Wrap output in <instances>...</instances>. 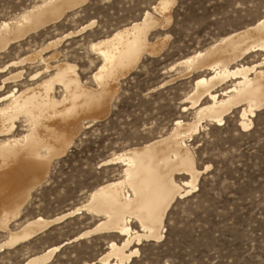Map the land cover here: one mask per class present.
<instances>
[{"label":"rangeland","instance_id":"rangeland-1","mask_svg":"<svg viewBox=\"0 0 264 264\" xmlns=\"http://www.w3.org/2000/svg\"><path fill=\"white\" fill-rule=\"evenodd\" d=\"M40 1L0 0V22L18 17ZM156 1L87 0L57 22L29 33L0 52V70L7 68L0 73V83L19 71L23 75L22 86L46 77L50 71L38 80L28 81L32 73L44 68L38 58L17 66L8 65L35 53L49 41L93 22L84 32L43 51L42 56L55 53L58 58L50 63L76 64L80 79L94 86L90 76L100 60L89 49V42L138 20ZM176 1L170 24L149 36L152 41L168 35L163 50L154 57L143 56L120 80L108 114L82 128L67 153L53 161L46 181L31 192L20 217L9 224L11 230L35 216L51 218L87 203L93 188L121 173L120 163L102 165L104 160L167 133L177 119L192 120L195 109L182 111L187 105L183 101L195 79L209 72L204 70L182 77L185 67L177 61L221 36L253 25L264 16V0ZM263 57L264 52L251 53L238 64L251 66ZM11 87L8 84L2 92ZM207 103V99L202 101ZM241 107L244 105L224 115L220 126L203 120L199 132L186 140L201 171L197 189L170 205L160 241L143 240L139 245L128 247V250L137 248L140 255L131 257L126 264H160L161 259L166 264H264V107L246 128L238 126ZM18 127L21 132L22 127L19 124ZM176 179H186V176ZM80 212L37 236L2 249L0 264H22L27 257L63 243L48 264H99L97 260L107 251V242H116L120 237L114 233H97L72 241L79 233L93 228L101 218L84 209ZM130 227L138 229L133 221ZM5 236L0 232V241Z\"/></svg>","mask_w":264,"mask_h":264},{"label":"bare ground","instance_id":"bare-ground-1","mask_svg":"<svg viewBox=\"0 0 264 264\" xmlns=\"http://www.w3.org/2000/svg\"><path fill=\"white\" fill-rule=\"evenodd\" d=\"M86 1L41 0L27 7L18 17L1 21L0 52L29 33L57 22L66 12ZM176 2L157 0L138 20L89 42V49L100 60L90 76L94 86L80 79L76 64L67 61L50 63L56 56L58 58L55 53L42 56L43 51L84 32L93 22L49 41L33 55L8 65L17 66L38 58L44 68L32 73L28 81L38 80L45 72L50 73L22 86L23 75L19 71L0 83V92L12 84L0 94V232L6 234L0 241V251L37 236L84 209L101 218L93 228L79 233L72 241L89 234L114 233L122 237L120 243L107 242V251L97 262L126 264L133 253L138 252L137 248L128 250V247L139 245L143 240L160 241L170 205L175 199L196 191L201 171L196 167L186 140L199 132L200 122L206 119L220 126L224 115L244 105L239 112L238 126L246 128L251 125L256 112L264 107V57L251 66L238 64L248 54L264 52L263 16L253 25L221 36L207 47L177 61L179 66L185 67L182 77L204 70L209 72V75L195 79L183 101L187 105L182 111L195 109L192 120L177 119L167 133L104 160L102 165L120 163L121 173L93 188L87 203L51 218L35 216L15 230L9 228V224L20 217L31 192L46 181L53 161L67 153L82 128L108 114L120 80L143 56L154 57L163 50L169 36L152 41L149 36L170 24ZM229 81V86L215 91ZM204 99L208 100L207 104H202ZM18 124L22 127L21 132ZM177 176H186V179L177 180ZM132 221L138 225L137 230L130 227ZM61 245L29 256L22 264H48Z\"/></svg>","mask_w":264,"mask_h":264},{"label":"snow or ice","instance_id":"snow-or-ice-1","mask_svg":"<svg viewBox=\"0 0 264 264\" xmlns=\"http://www.w3.org/2000/svg\"><path fill=\"white\" fill-rule=\"evenodd\" d=\"M121 238H122V237L117 238V239H116V243H119V239H121ZM133 255H134V256H138V255H140V252H135V253H133ZM160 264H166V262H165L163 259H161Z\"/></svg>","mask_w":264,"mask_h":264}]
</instances>
